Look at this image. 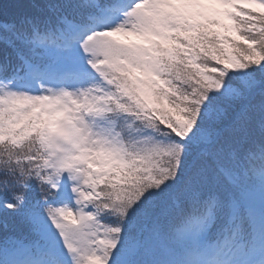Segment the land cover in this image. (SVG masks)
Listing matches in <instances>:
<instances>
[{"label": "snow or ice", "instance_id": "6c2138e0", "mask_svg": "<svg viewBox=\"0 0 264 264\" xmlns=\"http://www.w3.org/2000/svg\"><path fill=\"white\" fill-rule=\"evenodd\" d=\"M0 264H264V0H0Z\"/></svg>", "mask_w": 264, "mask_h": 264}, {"label": "trees", "instance_id": "16d2710c", "mask_svg": "<svg viewBox=\"0 0 264 264\" xmlns=\"http://www.w3.org/2000/svg\"><path fill=\"white\" fill-rule=\"evenodd\" d=\"M5 3L9 2V0H4ZM36 193L35 192H31L29 193V197L31 198L32 196H34Z\"/></svg>", "mask_w": 264, "mask_h": 264}]
</instances>
